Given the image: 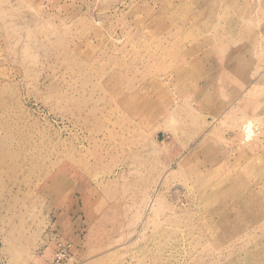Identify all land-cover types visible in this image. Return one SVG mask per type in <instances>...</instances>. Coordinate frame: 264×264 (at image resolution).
I'll return each mask as SVG.
<instances>
[{"label": "rangeland", "instance_id": "374dc122", "mask_svg": "<svg viewBox=\"0 0 264 264\" xmlns=\"http://www.w3.org/2000/svg\"><path fill=\"white\" fill-rule=\"evenodd\" d=\"M263 32L264 0H0V264H264Z\"/></svg>", "mask_w": 264, "mask_h": 264}, {"label": "bare ground", "instance_id": "6f19581e", "mask_svg": "<svg viewBox=\"0 0 264 264\" xmlns=\"http://www.w3.org/2000/svg\"><path fill=\"white\" fill-rule=\"evenodd\" d=\"M260 5V4H259ZM258 8V7H257ZM261 11V10H260ZM256 14V13H255ZM251 31V30H250ZM249 33V32H248ZM261 33V32H260ZM264 33V32H263ZM261 35V34H260ZM257 36V35H256ZM263 37V36H262ZM244 40V39H243ZM258 41V40H257ZM262 41V40H261ZM262 45V44H261ZM249 47V46H248ZM253 48V47H252ZM245 49V48H244ZM248 49V48H247ZM227 50V49H226ZM249 50V49H248ZM264 51V50H263ZM227 52V51H226ZM245 52V51H244ZM249 53V52H248ZM259 53V52H258ZM262 54V53H261ZM258 56H259V54H258ZM250 57V56H249ZM257 57V56H256ZM261 57V56H260ZM234 60H236V59H234ZM259 61H261V59H259ZM263 61V60H262ZM223 62V61H222ZM245 62V59H241V60H239V62H238V64H235V63H232L231 61H228V65H227V67H226V77L229 79V80H231V81H233V82H237V81H240L241 82V80H245V79H243L242 78V76L244 75V66H243V63ZM219 63H221V62H219ZM264 63V62H263ZM261 65V64H260ZM247 66H248V63H247ZM250 67V66H249ZM260 67V66H259ZM255 69V68H254ZM247 70V69H246ZM259 70H260V68H259ZM249 74V73H248ZM253 74V73H252ZM257 74V73H256ZM249 75H251V74H249ZM249 75H248V77H249ZM219 76V75H218ZM221 76V75H220ZM219 76V77H220ZM218 77V78H219ZM252 77V76H251ZM254 78V77H253ZM216 79V78H215ZM219 81V80H218ZM247 85V84H246ZM259 86V85H258ZM226 87V86H225ZM260 87V86H259ZM221 88H222V86H221ZM263 89V88H262ZM227 90V89H226ZM251 91V90H250ZM264 91V90H263ZM253 92V91H252ZM223 93V92H222ZM224 94H225V92H224ZM246 94V93H245ZM252 94V93H251ZM231 95V94H230ZM248 95V94H247ZM249 96V95H248ZM246 97V96H245ZM250 98H251V96H250ZM250 98H249V101H250ZM239 101H241V100H239ZM243 101V100H242ZM255 103V102H254ZM248 105V104H247ZM256 105H258V104H256ZM256 107V106H255ZM260 109V108H259ZM254 110V109H253ZM252 110V111H253ZM258 110V109H257ZM260 111V110H259ZM247 112V111H246ZM247 114V113H246ZM264 114V113H263ZM219 115V114H218ZM243 115H244V113H243ZM249 115V114H248ZM251 115V114H250ZM242 116V115H241ZM215 117H217V115L215 116ZM243 117V116H242ZM257 117H258V115H257ZM260 118V117H259ZM243 121V120H242ZM245 122H244V124H243V128H244V132H245V137L247 138V139H251L252 138V136H253V134H254V121L252 120V119H249V118H247L246 120H244ZM255 122H256V120H255ZM243 123V122H242ZM241 125V124H240ZM257 126V125H256ZM243 135V136H244ZM240 138V137H239ZM243 139V138H242ZM245 140V139H244ZM153 202V201H152ZM153 204V203H152Z\"/></svg>", "mask_w": 264, "mask_h": 264}, {"label": "built area", "instance_id": "2783aa9c", "mask_svg": "<svg viewBox=\"0 0 264 264\" xmlns=\"http://www.w3.org/2000/svg\"><path fill=\"white\" fill-rule=\"evenodd\" d=\"M72 243L65 240H58L56 244L55 259L57 262H63L70 256Z\"/></svg>", "mask_w": 264, "mask_h": 264}]
</instances>
